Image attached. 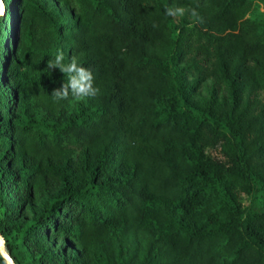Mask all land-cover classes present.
Wrapping results in <instances>:
<instances>
[{
    "label": "trees",
    "instance_id": "obj_1",
    "mask_svg": "<svg viewBox=\"0 0 264 264\" xmlns=\"http://www.w3.org/2000/svg\"><path fill=\"white\" fill-rule=\"evenodd\" d=\"M1 1L14 264H264V0ZM57 50L98 96L54 102Z\"/></svg>",
    "mask_w": 264,
    "mask_h": 264
},
{
    "label": "clouds",
    "instance_id": "obj_2",
    "mask_svg": "<svg viewBox=\"0 0 264 264\" xmlns=\"http://www.w3.org/2000/svg\"><path fill=\"white\" fill-rule=\"evenodd\" d=\"M4 6L0 3V16L4 14ZM189 11L184 7L169 6L165 9V14L169 17H182ZM190 14L197 21L200 20L195 9L190 10ZM58 69L66 81L59 89H54L51 98L59 103L61 100H69L70 103L82 102L89 98H94L100 94V89L94 85V76L90 69L84 67L76 56L67 59L63 51L57 50L54 57L47 61L46 71Z\"/></svg>",
    "mask_w": 264,
    "mask_h": 264
},
{
    "label": "water",
    "instance_id": "obj_3",
    "mask_svg": "<svg viewBox=\"0 0 264 264\" xmlns=\"http://www.w3.org/2000/svg\"><path fill=\"white\" fill-rule=\"evenodd\" d=\"M0 3H2L1 0ZM0 257L3 259L5 264H14L13 260L9 257L8 253L5 250L4 240L1 235H0Z\"/></svg>",
    "mask_w": 264,
    "mask_h": 264
},
{
    "label": "rangeland",
    "instance_id": "obj_4",
    "mask_svg": "<svg viewBox=\"0 0 264 264\" xmlns=\"http://www.w3.org/2000/svg\"><path fill=\"white\" fill-rule=\"evenodd\" d=\"M259 9H260V10H263V9H264V6H261V5H260V8H259ZM210 154H211L212 156H215V155H216V153L213 152V151H211ZM238 200H239V202L241 203V205L245 206L246 203H247L248 198H247V196H246L245 194L241 193V194H239V196H238Z\"/></svg>",
    "mask_w": 264,
    "mask_h": 264
}]
</instances>
